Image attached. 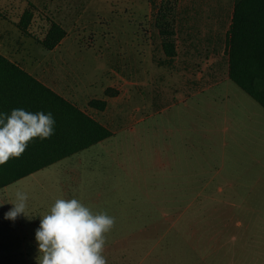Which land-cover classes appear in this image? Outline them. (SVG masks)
I'll list each match as a JSON object with an SVG mask.
<instances>
[{
    "label": "rangeland",
    "instance_id": "1",
    "mask_svg": "<svg viewBox=\"0 0 264 264\" xmlns=\"http://www.w3.org/2000/svg\"><path fill=\"white\" fill-rule=\"evenodd\" d=\"M162 1L0 0V54L111 131L75 197L115 219L106 264H264V109L228 78L234 0H176L173 57ZM52 22L66 34L48 51ZM39 175L8 190L36 198ZM26 240L0 237V264H37Z\"/></svg>",
    "mask_w": 264,
    "mask_h": 264
},
{
    "label": "trees",
    "instance_id": "2",
    "mask_svg": "<svg viewBox=\"0 0 264 264\" xmlns=\"http://www.w3.org/2000/svg\"><path fill=\"white\" fill-rule=\"evenodd\" d=\"M175 0H164L157 11L156 23L162 36L163 50L173 57ZM32 13L26 9L17 28L28 34ZM59 24L52 22L40 44L52 50L65 36ZM228 78L264 109V0H234L227 34ZM89 104L104 109L103 100ZM13 109L44 114L55 120L54 134L47 139L34 138L19 158L0 165V188L86 149L111 136V131L85 114L74 104L44 85L0 54V113Z\"/></svg>",
    "mask_w": 264,
    "mask_h": 264
},
{
    "label": "clouds",
    "instance_id": "3",
    "mask_svg": "<svg viewBox=\"0 0 264 264\" xmlns=\"http://www.w3.org/2000/svg\"><path fill=\"white\" fill-rule=\"evenodd\" d=\"M55 120L51 113H31L13 109L0 113V165L19 158L34 138H50L54 134ZM28 195L17 191L13 207L5 219L15 220L26 212ZM35 230L37 264H106L103 256L106 233L115 219L104 212L93 213L76 198H58L46 215L40 216Z\"/></svg>",
    "mask_w": 264,
    "mask_h": 264
},
{
    "label": "crops",
    "instance_id": "4",
    "mask_svg": "<svg viewBox=\"0 0 264 264\" xmlns=\"http://www.w3.org/2000/svg\"><path fill=\"white\" fill-rule=\"evenodd\" d=\"M18 31L16 25H13ZM21 37L24 35L21 31ZM65 39V37H64ZM63 39L56 45L63 43ZM51 51V50H48ZM2 51H0L1 53ZM105 125L103 122L99 121ZM103 141V140H102ZM101 142V141H100ZM98 142V143H100ZM96 143V144H98ZM92 145L86 149L76 152L68 157H65L47 167L39 169L27 176H24L2 188H0V221L7 224L5 227H0V237H15L19 238V242L28 245L26 238L35 236V230L39 227L40 216L46 215L50 209V206L58 198L72 199L79 196V188L83 185H88L92 176H95L93 172L92 148L96 145ZM39 175L38 183L39 189H45L47 192L38 193L36 198L31 199L28 195L26 212L31 218L19 215L15 220L5 219L4 214L9 211L13 205L9 202L15 201V190H8L9 185H17L23 183L26 179L33 178L36 173ZM47 173V174H46ZM16 183V184H15ZM25 185V184H24ZM22 186L23 185H19ZM21 187V190L24 188ZM180 188L183 189H207L208 182L199 184H191L188 181H184ZM220 188V187H217ZM74 189L75 192H72ZM25 192V190L23 191ZM22 240V241H21Z\"/></svg>",
    "mask_w": 264,
    "mask_h": 264
}]
</instances>
